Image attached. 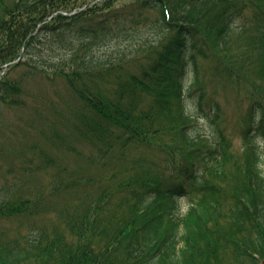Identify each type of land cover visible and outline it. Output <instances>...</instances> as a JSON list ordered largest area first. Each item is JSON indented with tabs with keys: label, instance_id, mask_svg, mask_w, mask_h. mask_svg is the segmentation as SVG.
<instances>
[{
	"label": "trees",
	"instance_id": "obj_1",
	"mask_svg": "<svg viewBox=\"0 0 264 264\" xmlns=\"http://www.w3.org/2000/svg\"><path fill=\"white\" fill-rule=\"evenodd\" d=\"M250 13L264 26V0H0V107L47 104L53 124L41 133L53 147L65 136L60 124L98 151L92 165L104 168L109 157V175L78 172L55 186L53 194L94 183L61 208L49 203L51 191L11 196L3 185L0 221L15 227L0 225V264H264V98L251 102L235 156L219 105L194 74L209 43L231 50ZM151 22L161 30L155 45L113 49L109 61L91 54L139 40ZM259 32L240 70L249 63L264 82ZM38 78L70 99L31 96L29 80ZM187 96L193 110L184 109ZM41 165H52L45 153L20 171L32 176ZM231 171V188L211 182ZM182 196L189 206L180 217Z\"/></svg>",
	"mask_w": 264,
	"mask_h": 264
},
{
	"label": "rangeland",
	"instance_id": "obj_2",
	"mask_svg": "<svg viewBox=\"0 0 264 264\" xmlns=\"http://www.w3.org/2000/svg\"><path fill=\"white\" fill-rule=\"evenodd\" d=\"M249 24L244 25L242 29H235L233 31V38H231V50L223 52V47L220 45H213L209 43L205 51L208 53L207 58L198 56L196 59V68L194 74L198 76L199 88L206 92L208 100H214L218 103L222 113V124L225 127L228 135L232 141L231 152L235 156L241 153L242 135L241 128L246 123L248 108L251 102L255 99L264 98V82L256 75V68L250 69V64H246L240 70L241 61L248 58L242 56L244 52L250 51L253 44L261 39L259 28L264 27L262 24H254L252 13L247 17ZM237 24H241L237 22ZM243 24V22H242ZM160 27L158 23H148L138 28L137 34L139 40L135 41H112L105 47L99 49H92L93 57H100L105 61H109V54L113 49L124 48L127 49V54H135L142 44H156L160 39ZM243 36L236 39L239 35ZM256 47L254 46V49ZM58 54V51H54ZM62 53V52H61ZM256 54V52H252ZM44 54H50V51H44ZM242 56L240 59L235 56ZM108 59V60H106ZM230 69H233L236 75H232ZM4 72V71H3ZM0 73V77L3 75ZM191 74H189V78ZM31 96H51L54 100L58 97L63 100H69V94L62 85H57V89L49 84H46L42 79H30ZM54 91L58 92L60 97L55 95ZM29 97L28 101L33 97ZM189 100L186 101L188 104ZM61 110L64 106L61 105ZM53 111L47 104H42L36 110L30 109H14L10 107H0V190L3 185H10L12 187L11 196L26 195L33 190L52 192L55 186L61 184L65 185L68 181L79 179L81 175L78 172H83L88 175L96 173L99 170L105 171L109 175V157L104 161L106 167L100 165H92L99 158L98 151L92 150L91 145L83 140L80 136H71V127L64 128L60 124L56 127L60 133H64V139H60V143L53 147L49 140L44 138L42 130L48 134V130L53 124ZM43 115H46L44 118ZM65 122V121H64ZM65 124H67L65 122ZM206 126V123L201 121L199 123ZM46 129V130H45ZM260 147L264 146V139H257ZM43 150L44 152H41ZM239 151V152H238ZM41 153L47 154L52 159V165L34 172V175L26 176L21 173L23 166H31V161L38 157ZM132 153H140L146 155L148 151L143 149L141 151H133ZM152 158L158 157V153L154 151L149 153ZM151 160V158L148 156ZM37 161V160H36ZM99 164V163H97ZM57 176V177H55ZM94 177V176H87ZM233 177L232 171L228 180L220 181L211 180L212 183L220 185L221 188H231V179ZM82 181V179H80ZM94 183L91 181L88 188L71 186L64 192H52L49 203L56 205L57 208L71 203L77 202V198L83 196L84 190L90 193L94 191ZM20 193V194H19ZM198 196L201 194L198 192ZM54 196V197H53ZM188 200L183 197L179 200V214L184 215L187 211ZM50 215V214H49ZM2 220V219H0ZM7 227V231L15 227V220L8 222H1L0 225ZM1 228V226H0ZM9 232V231H8ZM11 232H13L11 230ZM9 232L10 234H12ZM228 264V263H226Z\"/></svg>",
	"mask_w": 264,
	"mask_h": 264
}]
</instances>
